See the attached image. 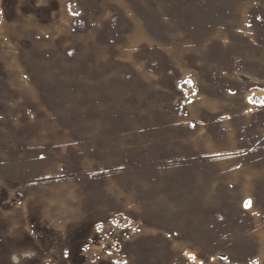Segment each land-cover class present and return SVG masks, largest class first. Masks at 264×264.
Segmentation results:
<instances>
[{
    "label": "rangeland",
    "instance_id": "obj_1",
    "mask_svg": "<svg viewBox=\"0 0 264 264\" xmlns=\"http://www.w3.org/2000/svg\"><path fill=\"white\" fill-rule=\"evenodd\" d=\"M0 264H264V0H0Z\"/></svg>",
    "mask_w": 264,
    "mask_h": 264
}]
</instances>
